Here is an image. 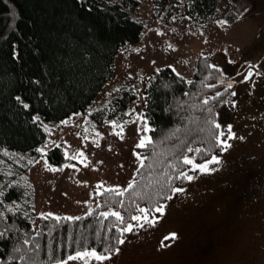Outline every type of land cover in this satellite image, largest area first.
I'll return each instance as SVG.
<instances>
[{
    "label": "rangeland",
    "instance_id": "374dc122",
    "mask_svg": "<svg viewBox=\"0 0 264 264\" xmlns=\"http://www.w3.org/2000/svg\"><path fill=\"white\" fill-rule=\"evenodd\" d=\"M107 1L121 3L142 24L141 39L134 46L118 50L110 80L84 114L57 124L37 118L47 133L43 153L61 143L65 157L78 165L50 166L44 156L32 161L26 155L0 149V192L13 186L22 192L21 199L8 202L7 207L35 225L36 216L46 213L56 218L83 216L95 208L97 203L91 200L94 194L127 188L141 164L137 144L141 137H149L143 92L152 73L169 66L189 78L198 56L210 55L212 64L235 92L232 106L219 111L216 117L224 132L231 125L236 137L228 140L231 147L226 151L222 148L216 156L219 164L209 165L214 171H191L192 166L187 165V173L196 178L188 181L183 192L173 195L175 203L167 199L164 214H158L154 225L125 233L119 253L91 264H172L174 258L184 264L182 258L193 253L191 246L195 244L194 238L188 239L196 233L201 235L202 251L207 257L204 264L245 263L242 256L236 260L244 224L255 220L258 209L259 220L264 222V0H220L215 19L205 24H196L185 14L187 0H175L160 12L152 0H139L135 7L123 0ZM234 4L237 20L220 23ZM249 73L251 77L245 79ZM123 88L134 90L137 101L119 121L124 125L121 135L110 122H91L88 114L107 108ZM138 116L144 119L137 120ZM195 154L187 151L185 155L194 158ZM19 167L24 171L19 173ZM195 191L199 193L193 202L182 205L185 193ZM172 233L176 239H166ZM178 239L186 241L180 244ZM262 259L258 264H264Z\"/></svg>",
    "mask_w": 264,
    "mask_h": 264
},
{
    "label": "trees",
    "instance_id": "16d2710c",
    "mask_svg": "<svg viewBox=\"0 0 264 264\" xmlns=\"http://www.w3.org/2000/svg\"><path fill=\"white\" fill-rule=\"evenodd\" d=\"M123 1L132 7L139 2ZM174 1L152 0L158 12ZM219 1L187 0L185 14L196 24L208 23L215 19ZM234 6L224 16L227 24L237 20ZM142 31V24L118 2L0 0V149L26 155L32 161L44 156L50 166L78 165L65 157L61 143L45 153L36 151L47 139L37 118L57 124L84 114L110 80L118 50L138 44ZM210 65L211 56L200 55L189 78L169 66L152 73L143 93L144 115L152 129L149 137L153 143L136 148L147 159L132 177L134 188L122 197L105 190L91 197L97 203L95 208L79 219L39 215L34 225L28 217L9 210L7 203L19 201L22 192L18 187L8 188L0 196V232L4 233L0 236V264H26L29 257L36 264H55L85 248H94L98 253L119 248L116 241L125 233L121 237L117 228L124 225L114 217H101L100 212L120 211L127 223L135 224L129 215L135 214V204L143 207L146 202L133 196V192L154 194L161 191V184L168 178L172 187H185L188 181L175 177L180 171L188 172L182 158L189 147L203 150L194 156L197 163L218 156L222 147L214 139L213 126L205 120L216 121L219 111L232 106L234 96L226 77ZM217 92L221 95L216 96ZM205 99L209 101L207 105L203 104ZM136 101V92L123 88L107 108L91 112L88 119L95 124L122 121ZM208 107L212 113L207 112ZM18 169L19 173L24 171ZM162 194L166 197L172 192L166 187ZM166 201L160 199L162 204ZM17 248L20 251H15ZM21 255L26 260H21Z\"/></svg>",
    "mask_w": 264,
    "mask_h": 264
},
{
    "label": "snow or ice",
    "instance_id": "6c2138e0",
    "mask_svg": "<svg viewBox=\"0 0 264 264\" xmlns=\"http://www.w3.org/2000/svg\"><path fill=\"white\" fill-rule=\"evenodd\" d=\"M220 23H226L224 21H221ZM209 67L216 69V65H210ZM217 71H219V69H217ZM251 77V73H249L248 77H245V79H249ZM229 89L232 87V84L229 83L227 86ZM221 93L217 92L216 96H220ZM231 95H235V92H232ZM209 103L208 99H205L203 101L204 105H207ZM25 107H27V105H25ZM207 112L208 113H212L213 109L211 107L207 108ZM130 115V113H129ZM143 116H138L137 120H143ZM134 123L136 121H133ZM62 123H66V122H62ZM114 128H119L120 132L118 134L123 133V129H124V125L120 124L117 121H111L110 122ZM205 123L210 124L213 126V135H214V139L216 141V143L218 145H220L225 151L231 147V145L228 143L229 139H233L236 138L235 134L232 132V127L231 125L227 126V133L224 132L222 129V126L220 123H217L214 119L213 120H205ZM146 131H152L151 128H145ZM215 130H220V131H215ZM138 131H140V129H138ZM240 139H243L242 137H240ZM153 143L152 139L150 137L147 136H143L141 137L139 143L137 144L138 148H145L148 147L149 145H151ZM36 151L43 153L44 149L42 148H38L36 149ZM188 152H196V153H200L203 150L200 148H196L193 149L191 147H189L187 149ZM80 156H83V153H79ZM138 159L141 160V167H144V160L147 159V157H139ZM182 163L184 165H191V171H199L201 173H208L210 171H214L215 169H210L209 165L210 164H219L220 161L219 159L213 155L211 157V159L205 160L204 163L202 164H197L195 163L194 158L189 157L188 155L183 156L182 158ZM55 171L56 169H50ZM176 179H184L187 181H192L193 179H195L196 177L193 175H189L187 172L184 171H180L176 177ZM170 188L172 193H181L184 191V189L182 187H172L171 186V178H168L167 180H165L162 184H161V191H157L154 194L148 193V192H144V193H140V192H133L132 195L133 196H137L139 197L142 201L146 202V206H140V204H135V208L133 209V211L135 212V214H130L129 215V219L131 221H135L136 223H127L125 216L121 214L120 211L117 210H111V211H107V212H100L99 215L105 219H107L108 217H114L115 220L117 222H119V224L124 225L123 227L117 228V231L121 233V237L123 236L124 233H129V232H133L136 230V228H143L146 225L151 226L154 225V223L156 222V220L158 219L157 216L154 215V213H158L161 216L164 214V209H165V205L160 203V199L161 198H166V199H172L171 195H168L166 197H163V189L164 188ZM134 188V184L133 182H129V184L127 185V188H125L123 191H120L118 189H108L106 191H112L115 193V195L117 196H123L125 194V192H127L130 189ZM3 195V192H0V196ZM134 202V201H133ZM2 203V202H0ZM107 203V201L105 202ZM121 205H123V201H120ZM11 210V209H9ZM45 217H51L54 214L52 213H46V214H42ZM0 216H3V213L0 212ZM56 219H60L59 217H57ZM64 219L67 220H75V219H79V217H65ZM4 233L0 232V236H3ZM166 239H176V234L172 233L170 234L169 237H166ZM118 244H124L125 240L123 238H119L116 241ZM25 243L27 244L28 241L25 240ZM36 248H39V245L36 244ZM15 251H20L18 248L15 249ZM120 249L119 248H106L104 250L103 253H98L94 248L92 249H87L85 248L82 251H76L74 255H69L67 257V259L65 260H57L55 261V264H68V261H75V260H81L84 262V264H91V262L97 261V262H103L105 260H108L111 258L109 253H119ZM21 260H26L25 256L21 255L20 256ZM26 264H36V261L34 259H32L31 257L27 258L26 260Z\"/></svg>",
    "mask_w": 264,
    "mask_h": 264
},
{
    "label": "crops",
    "instance_id": "0c3cea01",
    "mask_svg": "<svg viewBox=\"0 0 264 264\" xmlns=\"http://www.w3.org/2000/svg\"><path fill=\"white\" fill-rule=\"evenodd\" d=\"M252 73V71H251ZM61 166V165H60ZM187 182V185L184 188H186L189 184ZM198 191L192 192L189 194L188 192L185 193L184 198L181 201L182 205H187L193 202V199H195L196 195L198 194ZM175 193H172V204L176 202V198L173 196ZM168 200L163 203L165 206L168 204ZM258 204V202H257ZM255 220L250 222H245V229L241 232L243 235H240V245L237 246L238 256H236V260L241 257L243 259V262L241 264H258L263 260L264 258V222H260V209L255 210ZM159 215L157 214V217ZM251 231L247 232V227H251ZM191 233V232H190ZM179 232L177 233V235ZM200 234L196 233V235L190 239L195 240V244L191 246V249L193 253H190V255H186L182 258L184 264H204L207 257L204 255L202 251V240L200 238ZM165 240V239H164ZM180 244H183L186 240L184 239H178ZM166 241V240H165ZM190 245V243H189ZM112 256V254L110 255ZM249 257L248 261L247 258ZM181 260L179 258H174L171 260L172 264H179ZM83 261L81 260H75V261H68V264H82ZM101 264V263H98Z\"/></svg>",
    "mask_w": 264,
    "mask_h": 264
}]
</instances>
